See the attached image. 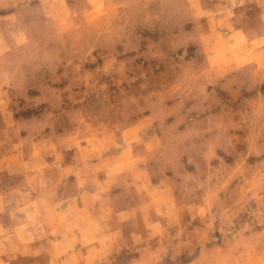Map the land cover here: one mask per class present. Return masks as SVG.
<instances>
[{
  "label": "rangeland",
  "instance_id": "rangeland-1",
  "mask_svg": "<svg viewBox=\"0 0 264 264\" xmlns=\"http://www.w3.org/2000/svg\"><path fill=\"white\" fill-rule=\"evenodd\" d=\"M0 264H264V0H0Z\"/></svg>",
  "mask_w": 264,
  "mask_h": 264
}]
</instances>
